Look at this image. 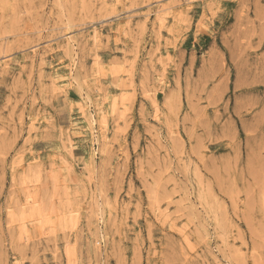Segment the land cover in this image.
Here are the masks:
<instances>
[{
    "label": "rangeland",
    "instance_id": "374dc122",
    "mask_svg": "<svg viewBox=\"0 0 264 264\" xmlns=\"http://www.w3.org/2000/svg\"><path fill=\"white\" fill-rule=\"evenodd\" d=\"M0 264H264V0H0Z\"/></svg>",
    "mask_w": 264,
    "mask_h": 264
}]
</instances>
